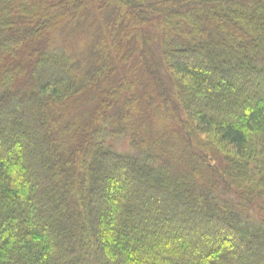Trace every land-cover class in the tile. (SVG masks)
<instances>
[{"label": "trees", "instance_id": "obj_1", "mask_svg": "<svg viewBox=\"0 0 264 264\" xmlns=\"http://www.w3.org/2000/svg\"><path fill=\"white\" fill-rule=\"evenodd\" d=\"M0 264H264V0H0Z\"/></svg>", "mask_w": 264, "mask_h": 264}, {"label": "rangeland", "instance_id": "obj_2", "mask_svg": "<svg viewBox=\"0 0 264 264\" xmlns=\"http://www.w3.org/2000/svg\"><path fill=\"white\" fill-rule=\"evenodd\" d=\"M78 39L79 41L83 40V39H79V37L77 35L72 37V40ZM85 63V62H84ZM122 146L126 145L124 142H122L121 144Z\"/></svg>", "mask_w": 264, "mask_h": 264}]
</instances>
